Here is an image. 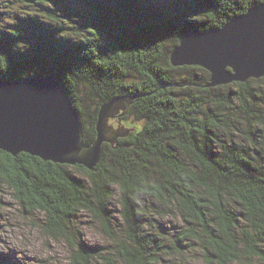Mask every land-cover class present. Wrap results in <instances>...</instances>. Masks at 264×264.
Masks as SVG:
<instances>
[{
    "label": "trees",
    "instance_id": "16d2710c",
    "mask_svg": "<svg viewBox=\"0 0 264 264\" xmlns=\"http://www.w3.org/2000/svg\"><path fill=\"white\" fill-rule=\"evenodd\" d=\"M27 1L34 13L0 30V82L54 76L85 145L115 99L128 101L113 121L140 127L112 131L121 136L102 144L93 170L0 151V193L45 217V233L72 248L68 264H166V229L149 208L184 224L175 251L196 244L205 264H264V78L209 87V72L169 60L183 34L223 28L264 0ZM82 213L114 253L85 245Z\"/></svg>",
    "mask_w": 264,
    "mask_h": 264
},
{
    "label": "water",
    "instance_id": "95a60500",
    "mask_svg": "<svg viewBox=\"0 0 264 264\" xmlns=\"http://www.w3.org/2000/svg\"><path fill=\"white\" fill-rule=\"evenodd\" d=\"M169 60L174 67L196 66L209 72V87L264 75V3L230 19L223 28L183 34ZM124 100L100 107L96 139L85 145L79 115L54 76L1 81L0 151L93 170L102 144H113L121 136L108 131L105 120Z\"/></svg>",
    "mask_w": 264,
    "mask_h": 264
},
{
    "label": "rangeland",
    "instance_id": "374dc122",
    "mask_svg": "<svg viewBox=\"0 0 264 264\" xmlns=\"http://www.w3.org/2000/svg\"><path fill=\"white\" fill-rule=\"evenodd\" d=\"M9 2L10 0L0 1V5L6 4L8 7L0 17V30L5 29L6 25L10 24L9 22H13L14 15L26 16L34 13V8L27 0L17 6H12V3ZM259 78H264V75ZM110 116L108 119L111 120H105V127L111 133L112 131L121 132L124 130V126L134 127L136 130H138L137 127H140L130 120L116 123L113 121L114 113ZM238 130L240 133L236 140L244 141L245 128L242 127ZM113 206L117 208L116 203H113ZM114 216L116 221L120 218L116 212ZM145 217L152 223L166 229V232L163 231L164 234L159 235L158 240L169 245V249L164 255L166 264H205L199 245L194 244L190 248L180 247L177 251L174 250L175 247H179V245L172 244L175 243V236L178 231L185 228L179 218L174 215L167 217L156 215L151 208L146 210ZM78 221V228L82 231L81 238L85 245L106 246L111 253H114L115 245L109 243L110 240L102 235L98 223L93 221L86 213H82L81 219ZM120 223L118 221L119 225ZM44 225L45 217L42 214L39 212H26L13 199L9 190L4 188L0 193V264H68L72 253L71 246L62 238L47 235L42 229ZM147 228L148 231L151 230V227L147 226ZM157 230L160 233V229Z\"/></svg>",
    "mask_w": 264,
    "mask_h": 264
},
{
    "label": "bare ground",
    "instance_id": "6f19581e",
    "mask_svg": "<svg viewBox=\"0 0 264 264\" xmlns=\"http://www.w3.org/2000/svg\"><path fill=\"white\" fill-rule=\"evenodd\" d=\"M124 101H128V100H124ZM118 104H120V103H116V104L113 106V109H114V110H118V108H119V106H117Z\"/></svg>",
    "mask_w": 264,
    "mask_h": 264
}]
</instances>
